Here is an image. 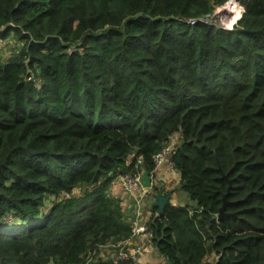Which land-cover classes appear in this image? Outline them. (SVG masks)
I'll list each match as a JSON object with an SVG mask.
<instances>
[{
	"label": "trees",
	"instance_id": "16d2710c",
	"mask_svg": "<svg viewBox=\"0 0 264 264\" xmlns=\"http://www.w3.org/2000/svg\"><path fill=\"white\" fill-rule=\"evenodd\" d=\"M228 1L0 0V264H132L110 189L174 136L163 264H264V0Z\"/></svg>",
	"mask_w": 264,
	"mask_h": 264
},
{
	"label": "crops",
	"instance_id": "0c3cea01",
	"mask_svg": "<svg viewBox=\"0 0 264 264\" xmlns=\"http://www.w3.org/2000/svg\"><path fill=\"white\" fill-rule=\"evenodd\" d=\"M236 4L235 1L230 0L227 3V8ZM236 8L238 9V14L240 9L236 4ZM179 140L178 136H174L169 144V147L172 149V146ZM152 182H154L158 188L162 190L164 195L172 194L177 189V185L179 183L178 173L172 168V165L169 161V155L166 156L161 166L158 168V173L156 175L150 176ZM116 181V180H115ZM114 181V182H115ZM113 185V184H112ZM111 193L115 194L119 197L121 201V205L124 208L126 215L129 217V220L133 224V220L136 219L138 222L142 220V215H145V211L148 208H143V205H136L138 199H145L147 201L148 207L153 203L154 199H150L148 194L151 193L150 190H146V195L141 194L140 189H133L131 191H127L123 189L121 177L119 178L118 185L114 186L110 189ZM156 193V191H155ZM131 200V202L126 203V199ZM185 201L180 202L179 205H184ZM177 205V206H179ZM143 242V238L141 236H133L130 240L126 241L125 244L128 246H134L136 244H140ZM155 258V261L153 260ZM140 264H163V258L157 254L155 249L151 246V244H146V248L144 252L139 254ZM135 264V263H134Z\"/></svg>",
	"mask_w": 264,
	"mask_h": 264
},
{
	"label": "built area",
	"instance_id": "2783aa9c",
	"mask_svg": "<svg viewBox=\"0 0 264 264\" xmlns=\"http://www.w3.org/2000/svg\"><path fill=\"white\" fill-rule=\"evenodd\" d=\"M205 21H207V19ZM170 151H171V149L169 147H166L154 156L155 166H154V170L152 172L153 173L152 175H156L158 173V168L161 166V164L163 163L166 156H168L170 154ZM139 177H140V175L135 176L134 178H132L130 176L121 177L123 189H125L127 191H131L133 189H135V190L140 189L141 194L146 195L147 194L146 190H149V189H142V187L139 183ZM157 190H158L157 188L155 190H150L151 193H149L148 196H151L154 199V195L156 194L155 191L157 192ZM138 201H139V199L137 200V202ZM156 215H157V213H156ZM150 216H151V212H145V215H142V220L140 222H138L136 219L133 220L132 235L133 236H141L143 238V242L140 244H136L134 246H130L129 248L118 252V256H117L118 259H125V260H131V261L136 260L138 255L141 252H144L146 244H151L152 234L147 228V223L149 221ZM133 236H131V238ZM124 247H126V246H124ZM124 247H120L119 250L123 249Z\"/></svg>",
	"mask_w": 264,
	"mask_h": 264
},
{
	"label": "rangeland",
	"instance_id": "374dc122",
	"mask_svg": "<svg viewBox=\"0 0 264 264\" xmlns=\"http://www.w3.org/2000/svg\"><path fill=\"white\" fill-rule=\"evenodd\" d=\"M233 1H235V0H233ZM236 2V4H237V6H238V8L240 9V14L242 13V9H243V7L239 4V2H237V1H235ZM228 3V2H227ZM227 3L226 4H224V5H222V6H220V7H217L216 9H215V11L214 12H218V13H216L217 14V16H216V18H213V16H211L210 18H208L207 19V22H213V23H217V24H221V25H223V26H225V27H228V26H226V22L227 21H229V19H230V17L232 18L233 17V14H232V11H233V8H231V9H228L227 8ZM223 8H225V9H223ZM231 24H233V22L231 23ZM231 26V25H230ZM0 44H2L3 46L2 47H0L1 48V50H4L6 53H4V57L5 58H7L8 57V54L7 53H10L11 51H12V49H13V41L12 40H9V41H4V42H0ZM120 177H123V176H120ZM120 177H117V179H116V181L113 183V185H112V188L114 187V186H116V185H118V181H119V178ZM149 198L150 199H152V197L151 196H149ZM186 202L187 201V197L182 193V192H180L179 190H176L175 192H173L171 195H170V198H169V200H168V203L169 204H171V205H175V206H177V205H179L180 204V202ZM127 202H131V200H129L128 198L126 199V203ZM136 205H143V208H148V209H146V211L145 212H151L150 211V205H149V207H148V204H147V201L145 200V199H143V200H141V199H139V201L138 202H136ZM128 248V246H126L125 248H123V249H120V250H118V252H120V251H122V250H125V249H127ZM146 248V247H145ZM145 250V249H144ZM101 251H102V254H103V257H114V256H116V253H117V248H115V246L113 245V244H109V245H107L106 247H102L101 248ZM100 251V252H101ZM100 254V253H99ZM153 260L155 261V258H153ZM132 262V264H140V261H139V255H138V257H137V259L136 260H132L131 261Z\"/></svg>",
	"mask_w": 264,
	"mask_h": 264
},
{
	"label": "water",
	"instance_id": "95a60500",
	"mask_svg": "<svg viewBox=\"0 0 264 264\" xmlns=\"http://www.w3.org/2000/svg\"><path fill=\"white\" fill-rule=\"evenodd\" d=\"M223 9H225V8H223ZM243 11L244 10L242 9V12ZM216 13H218V12H213V14L211 16H213V18H216V16H217ZM241 15H242V13L240 14V17H241ZM239 18H237V20ZM237 20L229 27H225V26H223L221 24H217V23H213V22H210V23L214 24L216 27L221 28V29H232V27L236 24ZM139 183H140L142 189H149V190H153L154 188L158 189L156 194L154 195V201L151 204V207H155L156 208L157 215L162 214L164 207L168 203V200L170 198V194L163 195L162 190L160 188H158V186L155 185L154 182H152V180L150 178V175L148 174V172L146 170H143L142 173L140 174ZM225 197H226V195L223 196V203H222V206L219 209V214L217 216L218 219H222L224 216H227L224 213V208H225V205L227 204V202L225 200Z\"/></svg>",
	"mask_w": 264,
	"mask_h": 264
},
{
	"label": "bare ground",
	"instance_id": "6f19581e",
	"mask_svg": "<svg viewBox=\"0 0 264 264\" xmlns=\"http://www.w3.org/2000/svg\"><path fill=\"white\" fill-rule=\"evenodd\" d=\"M231 8H233V11H232V14H233V17L231 18L230 17V19H229V21H227L225 24H226V26H230V25H232L231 23L233 22H235L236 20H237V18H239L240 17V12H239V14H238V9L236 8V4H233L232 6H230V7H228V9H231ZM242 11V10H241ZM131 236H133V235H131Z\"/></svg>",
	"mask_w": 264,
	"mask_h": 264
}]
</instances>
